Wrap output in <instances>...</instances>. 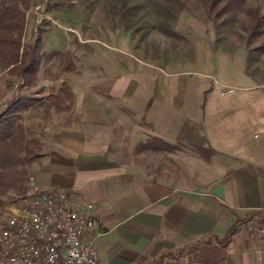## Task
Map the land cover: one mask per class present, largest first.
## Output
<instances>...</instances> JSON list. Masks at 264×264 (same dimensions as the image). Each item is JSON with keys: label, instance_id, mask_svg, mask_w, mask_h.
<instances>
[{"label": "crops", "instance_id": "0c3cea01", "mask_svg": "<svg viewBox=\"0 0 264 264\" xmlns=\"http://www.w3.org/2000/svg\"><path fill=\"white\" fill-rule=\"evenodd\" d=\"M75 46L59 51L74 57L75 70L60 79L73 95L69 108L47 107L41 95L23 126L39 144L37 186L94 204L100 264L161 255L166 264H264V239L245 230L264 223V71L261 81L247 74L246 49L209 47V60L220 53L240 63L235 92L221 96L211 82L193 89L182 64L167 76L131 52L128 61ZM60 83L50 82L52 94ZM11 95L0 73V104ZM150 139L178 148H138Z\"/></svg>", "mask_w": 264, "mask_h": 264}, {"label": "rangeland", "instance_id": "374dc122", "mask_svg": "<svg viewBox=\"0 0 264 264\" xmlns=\"http://www.w3.org/2000/svg\"><path fill=\"white\" fill-rule=\"evenodd\" d=\"M18 2L26 11V42L36 37L35 23L39 24L38 12H44L59 25L56 26L48 19L40 21V24L45 21L50 23L42 24L46 31L42 33L41 40L47 53L63 51L67 46L76 49L75 45H84L85 49L100 47L129 61L131 58L124 53L127 51L149 62L153 61L163 75L172 71L169 65L182 64L185 66L182 70H186L192 76L189 85L194 87L193 89L199 85V81H206L211 82L212 90L219 94L214 88L216 83L224 87L237 88L235 85L239 84L242 75L239 74L241 70H237L236 64L238 67L240 63H235L234 59V61L227 59L220 53H211L210 58H213L209 60L208 54L211 52L209 47L227 50L228 53L232 49H246L247 74L260 81L263 76L264 34L254 38L250 45H246L251 17L245 10L251 9L254 11L253 14L257 13L264 17V0H245L242 11L228 16V26L220 25V21H209L202 5L196 0H18ZM260 28L264 30V22ZM165 29L175 31L178 36H169ZM260 46L263 47V52L254 50ZM235 54L240 56L242 53ZM93 59L94 57H91V60ZM53 60L51 64L49 62L42 64L37 85L28 94L42 97L55 93L54 87H50V82L60 83V79H65V71L62 62ZM27 165L31 174L25 167L26 192L29 175L35 180L33 162ZM0 199L4 202L0 208L1 223L14 209L23 204V199L13 191H9Z\"/></svg>", "mask_w": 264, "mask_h": 264}, {"label": "trees", "instance_id": "16d2710c", "mask_svg": "<svg viewBox=\"0 0 264 264\" xmlns=\"http://www.w3.org/2000/svg\"><path fill=\"white\" fill-rule=\"evenodd\" d=\"M196 1L202 5L209 21H220V25L228 26V16L242 11L245 0ZM245 13L250 14L251 17L247 30L248 39L245 41L248 46L254 38L264 34V30L260 28L264 17L257 13L253 14L254 11L251 9H246ZM26 21V11L21 8L18 0H0V73L5 72L6 86L12 91L11 97L0 104V197L13 191L23 200L26 197L25 167L40 156L38 141L35 138L27 139L26 137L23 118L27 111L42 102V98L28 92L37 85L44 62L56 59L63 63L65 72L75 70L74 57L70 52L47 53L44 51L41 36L46 28L42 24H50L49 21L35 23L36 37L27 42L25 41ZM165 33L169 36H178L170 29H165ZM254 50L263 52V47L260 46ZM72 101L73 95L70 88L67 82H63L56 94H50L47 97L45 105L61 109V105L68 102L69 105L65 106V109H68ZM153 142L162 143L169 151L178 148L176 145L166 144L156 139H150L138 148L147 149ZM34 147L38 149L34 150ZM195 149L212 153L211 149L197 147ZM3 203L0 199V208ZM167 262V255H161L149 261L148 264H166Z\"/></svg>", "mask_w": 264, "mask_h": 264}, {"label": "built area", "instance_id": "2783aa9c", "mask_svg": "<svg viewBox=\"0 0 264 264\" xmlns=\"http://www.w3.org/2000/svg\"><path fill=\"white\" fill-rule=\"evenodd\" d=\"M55 21L38 12L37 22ZM221 96L235 89L215 84ZM94 204L64 192L40 189L27 179L23 204L0 223V264H100L94 240L102 222L90 213ZM251 239H264V223L245 225Z\"/></svg>", "mask_w": 264, "mask_h": 264}]
</instances>
